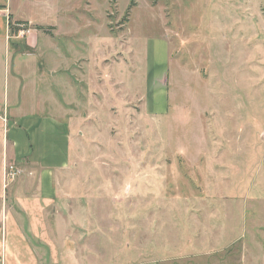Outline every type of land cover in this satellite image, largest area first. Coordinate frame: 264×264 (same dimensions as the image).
Returning a JSON list of instances; mask_svg holds the SVG:
<instances>
[{"label":"rangeland","instance_id":"obj_1","mask_svg":"<svg viewBox=\"0 0 264 264\" xmlns=\"http://www.w3.org/2000/svg\"><path fill=\"white\" fill-rule=\"evenodd\" d=\"M20 15L48 25L33 50L12 20L31 58L22 111L59 107L73 143L46 222H29L13 188L41 167L12 154L16 59L0 44V264H264V0H28ZM21 130L46 157L41 131ZM8 218L39 237L6 242Z\"/></svg>","mask_w":264,"mask_h":264},{"label":"crops","instance_id":"obj_2","mask_svg":"<svg viewBox=\"0 0 264 264\" xmlns=\"http://www.w3.org/2000/svg\"><path fill=\"white\" fill-rule=\"evenodd\" d=\"M27 2L28 0H0V44L5 47L9 56L12 55V58L16 59L14 67H12V69L10 70V74H12L14 77L12 78L11 83L8 82V91L4 93L1 101L3 104L7 105L6 108L7 110H10V113L12 115L11 127H15L14 129H19L21 131L20 132L19 130H12L14 139L9 140L14 158L18 160H28L30 163L41 167L39 171L40 173L38 174L39 181L36 186H32V184H26L18 189L13 188L14 192H16V194L14 193L16 197L15 203H18L20 208L24 211L29 222L35 224L41 221L46 222L45 217L47 214V209L52 205L55 199L58 198L59 192L63 191L60 186L55 183V173H58V171L66 170V168L70 164L69 148L72 147L73 143V141L71 140V138L73 137L71 132L73 131L70 128L71 124L69 123L68 118L65 115L60 114L59 107L57 106H55L54 108L58 111V115H54L53 117L55 118L47 119L45 121H42V117L29 116V114H32L31 112L22 111L21 92H24L28 89V77L24 79L22 73H20L18 69L21 66V64L19 63L22 62L19 60L25 57L21 55L15 56L16 51L13 48H16L17 44L10 41V33L12 32L10 26L12 25V20L16 21L17 23L25 22L30 25V31L26 40H24V43L27 48L33 50L38 45V39L35 38L32 40L33 34L36 33V31H39L41 28L48 26L37 24L36 22H33L30 19H26V17H22L20 15V8ZM31 55L35 56L34 54ZM25 59H28L27 62L31 60V58ZM25 62L26 60L22 62V65H24ZM12 70H14V72ZM37 71L35 72L33 88L35 89L36 87V91L38 93L43 86H38L37 79L39 77V74ZM52 87L54 88L53 85ZM11 93L18 95V98H16V100H11ZM4 99H6V101H3ZM47 103L49 104V102H45V104ZM52 104L53 103L49 104L51 106V110L53 108ZM26 109L34 111V109H29L27 107ZM45 126L50 128V131L47 134L44 129ZM23 128L24 130H34L35 133L36 131H41L40 140H43L45 142L46 157L41 159L37 158L34 153H28L26 145L21 141L23 133V130L21 129ZM29 151L31 152L30 148ZM19 194L23 195L19 196ZM12 223H16V220H14L13 218L5 219L4 231L6 233L4 232L3 235L6 242L9 238L8 232H10L11 236H15L14 238H22L25 239V241L27 240V238H34L39 235L35 230H32L31 235L26 232L25 235L22 231H19L18 234L17 230L13 229L14 227ZM19 243L20 244H18V247L21 248L22 252L28 253L30 255L35 254V251L31 249H28V252H26L27 248H24L23 242ZM24 255L25 254L21 252L18 253L17 259L13 260V262L15 264H38V260L36 257L33 259H28L26 261L24 259L26 258V255ZM3 264H6V262H3Z\"/></svg>","mask_w":264,"mask_h":264},{"label":"built area","instance_id":"obj_3","mask_svg":"<svg viewBox=\"0 0 264 264\" xmlns=\"http://www.w3.org/2000/svg\"><path fill=\"white\" fill-rule=\"evenodd\" d=\"M2 112H1V108H0V118H2ZM18 174V172L17 171H13V172H11V174L9 175V176H12V177H14L15 175H17Z\"/></svg>","mask_w":264,"mask_h":264},{"label":"trees","instance_id":"obj_4","mask_svg":"<svg viewBox=\"0 0 264 264\" xmlns=\"http://www.w3.org/2000/svg\"><path fill=\"white\" fill-rule=\"evenodd\" d=\"M18 23H19V22H18ZM21 23H22V22H21ZM24 23H25V22H24ZM10 27H11V31H13V30H12V29H13V28H12V25H11ZM14 30H17V29H14ZM13 32H14V31H13Z\"/></svg>","mask_w":264,"mask_h":264}]
</instances>
